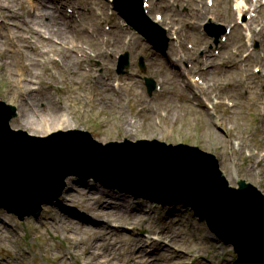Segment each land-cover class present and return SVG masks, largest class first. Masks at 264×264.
Instances as JSON below:
<instances>
[{"label":"rangeland","instance_id":"rangeland-1","mask_svg":"<svg viewBox=\"0 0 264 264\" xmlns=\"http://www.w3.org/2000/svg\"><path fill=\"white\" fill-rule=\"evenodd\" d=\"M0 1V44L13 32L33 35L31 41L41 54L32 49L26 52L45 62L43 67L32 66L28 86L34 89L28 94L18 86L17 74L0 67V100L18 108V115L10 121L12 128L42 136L47 134L42 132L44 126L66 120L67 126L59 129L88 130L103 144L146 138L198 145L216 154L232 186H237V178H244L264 192V4L255 11L259 16L251 20L248 35L250 20L238 19L236 0H152L148 15L166 30L169 39L168 51L162 54L126 25L112 0ZM21 15L34 32L22 30ZM51 17L68 21L69 26L62 27L73 32V39L60 35L62 27L55 34L54 26L48 25L55 22H50ZM211 17L229 30L218 45L204 29ZM83 27L85 34L95 31L97 37L112 41L108 53L77 35ZM50 32L54 46L47 43ZM37 36L45 38L43 43ZM58 38L77 47L72 50L74 56L83 59V48L89 54L82 67L90 77H76L94 86L80 92L85 103L74 102L79 89L72 90L68 75H58L61 57L52 51L62 44ZM114 40L120 41L116 44ZM175 47L181 52L173 51ZM126 51L130 71L118 75V57ZM141 58L145 71L139 66ZM50 59L55 62L46 61ZM3 61L10 60L0 58ZM8 68L17 72L11 63ZM259 68L262 71L256 72ZM187 69L191 77L201 80L191 83ZM144 76L158 82L152 96ZM118 80L121 88L114 87ZM173 81L179 92L168 98L164 89ZM105 96L122 101L115 106L97 100ZM144 107L156 113L144 112ZM42 207L38 217L28 215L24 220L0 207V264H248L237 261L231 244L217 242L207 222L199 220L188 206L163 207L94 179L68 178L60 200Z\"/></svg>","mask_w":264,"mask_h":264},{"label":"water","instance_id":"water-1","mask_svg":"<svg viewBox=\"0 0 264 264\" xmlns=\"http://www.w3.org/2000/svg\"><path fill=\"white\" fill-rule=\"evenodd\" d=\"M148 87L155 83L148 79ZM16 115L15 105L0 100V207L9 213L38 217L42 205L62 195L67 178L94 179L163 205H186L240 261L264 264V194L244 180L231 186L214 154L159 139L103 144L83 130L32 135L11 127Z\"/></svg>","mask_w":264,"mask_h":264},{"label":"bare ground","instance_id":"bare-ground-1","mask_svg":"<svg viewBox=\"0 0 264 264\" xmlns=\"http://www.w3.org/2000/svg\"><path fill=\"white\" fill-rule=\"evenodd\" d=\"M0 4L1 5L3 4L2 1H0ZM150 7L153 8V4H150ZM235 8H236V13L238 15V18H241L242 14H244V13L245 14L246 13L247 14H250V13L254 14V11H255V7L254 6L253 7L248 6L245 0H236L235 1ZM148 10H149V8H148ZM251 10H252V12H251ZM39 16L44 18V16H42L41 14H39ZM35 17H37V16H35ZM19 18H21L23 20V24H22L24 26L22 28L23 31L25 30L28 33L34 32V29L30 26V24L27 22V20H25L24 15H21ZM54 20H55V18L51 17L50 22H53ZM48 25L54 26L55 34H59L62 25L63 26L66 25L68 27L69 22L66 20H65V22H62V21L59 22V19H57V20H55V22L49 23ZM26 26H27V28H26ZM67 27L66 28L62 27V32L60 35L65 39H73L72 36L70 35V33H73V32H69ZM37 30H39V29L37 28ZM86 30H87V28L83 27V29L79 30L77 35H81L83 38L87 39L88 42H92L93 44L101 45L102 49H100V51H104V50L107 51V48L110 47V45L112 44V41L109 40V38H104V36L97 37V35L94 34L95 33L94 29H93V31H94L93 34H85ZM49 34L51 35L50 36L51 38H48L49 41L47 43H50L49 44L50 46H54L53 44H51L52 39H53V33L50 32ZM31 37H35V36L31 35L28 37L23 33L13 32V33L8 34V36L5 38L6 40L4 41V44H2V45L0 44L1 45V47H0V58H2V60H7V59L10 60V61H3L2 63H0V67L3 68L4 70H6L7 72H14L15 74H17V78H18V80L16 79L17 84L19 87H23L24 91L27 94L30 93L31 91H33L32 89H34V87H32V86H28V84L31 83V81H32V79H29L30 74H34L32 66L33 65L39 66L41 64V66L43 67L45 64V62L37 60L36 58H34L33 56H31L30 54H28L26 52L27 49H32L33 51L36 50L38 55L41 54L40 50H38L37 47H35L34 43L31 41ZM94 37H96V38L92 39ZM37 39L39 42H42V43H43V39L45 40L44 37H43V39L40 37H38ZM58 40L61 41V43H62L61 46L56 47L54 50H52V51L56 52V54H60V57H61L58 61L60 63H62V69L57 71L58 75L59 76L60 75H63V76L68 75L66 77L70 78L69 83L72 87V90L79 89L78 92H75V95H74L75 101L74 102L85 103L86 99L84 97H81L80 92L82 90H85V89H90V90L94 89V86L90 85L89 83L84 84L83 81H80L84 77H85V79L90 77L88 73L83 71L84 69L82 67L83 60L85 61V59H87L89 57V54L83 48L80 50L84 53L83 59L78 58L72 54L73 49H75L77 51V47L75 45H73L72 47H69V46H67V45H69V42H66L65 40H62L60 38H58ZM119 41L120 40H114L113 42L118 44ZM181 49L183 51L186 50L184 43H181ZM173 51L181 52V50L180 49L178 50L177 47H175V49H173ZM41 52L45 53V54H49V52H51V51L41 50ZM106 53H108V51ZM106 53H98V55H104ZM66 58H68V61H66ZM181 59H182V57H181ZM46 61L47 62H49V61L55 62L51 59L46 60ZM171 62L175 63V61L172 59H171ZM10 63H11V66H15L17 68V72H15L13 69L8 68ZM56 65H57V68L60 67L57 62H56ZM77 76L80 77V80H77V78H76ZM189 80L194 82V81H196V78H193V79L189 78ZM22 84L24 86H22ZM101 92H103V91H101ZM178 92H179L178 83H176L174 81H173V83L172 82L169 83L164 89L165 96L168 98L177 97ZM24 99H22V100L24 101ZM97 100L98 101L101 100L104 105L113 104L115 106H119L117 103H118V101H122V98H120L118 100L116 98H111L109 96H105V97H102L101 99L97 98ZM24 103L29 104L27 101H25ZM71 108L74 111L77 110L76 105H73ZM122 109H123V107L120 108V111ZM149 110H151V109H149L148 107L143 108L144 112H148ZM149 112L151 114L156 113L155 111H149ZM103 123L106 125V123H108V121L105 119L103 121ZM110 123H112V122L110 121ZM65 126H67L66 120L59 121L56 124H54L53 126L52 125L51 126L50 125L44 126L45 129H42V132L47 133L46 135H48V134H50L49 132H51L53 130L57 131V129L65 127ZM39 131H41V129H39ZM56 131H54V132H56ZM46 135H42V136H46Z\"/></svg>","mask_w":264,"mask_h":264}]
</instances>
